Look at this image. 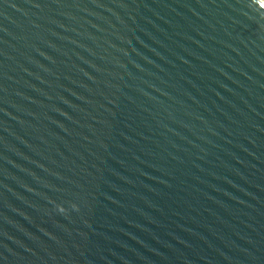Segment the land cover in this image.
I'll use <instances>...</instances> for the list:
<instances>
[{
    "label": "water",
    "instance_id": "water-1",
    "mask_svg": "<svg viewBox=\"0 0 264 264\" xmlns=\"http://www.w3.org/2000/svg\"><path fill=\"white\" fill-rule=\"evenodd\" d=\"M0 264H264V0H0Z\"/></svg>",
    "mask_w": 264,
    "mask_h": 264
}]
</instances>
